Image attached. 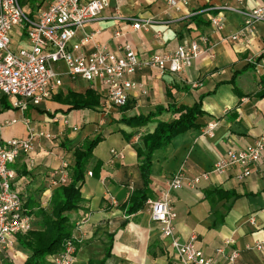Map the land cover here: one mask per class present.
<instances>
[{
    "label": "crops",
    "instance_id": "obj_1",
    "mask_svg": "<svg viewBox=\"0 0 264 264\" xmlns=\"http://www.w3.org/2000/svg\"><path fill=\"white\" fill-rule=\"evenodd\" d=\"M50 1L40 0L42 5L38 8ZM175 1L176 7L167 0H109L99 18L79 29L70 42V46L77 45L91 35V41L80 47L77 55H89L100 44L117 53L128 45L140 58L171 53L194 40L199 43L200 54L189 68L177 74L160 75L147 68L136 72L133 80L146 86L147 95L131 93L126 111L107 102L99 81L91 85L81 78L70 79L65 65L60 63L54 68L60 73L62 84L48 100L29 106L24 112L8 110L0 114L1 139H24L28 128L54 136L51 140H37L33 153L20 155L10 165L15 172L11 188L22 195L32 228L38 227L37 212L49 204L54 189L51 173L60 168L61 161L69 166L74 150L85 141L98 134L104 136L87 165L80 208L69 215L73 223L86 219L81 225L83 240L73 264L101 261L107 251L105 264H179L170 247L171 240L163 237L160 226L151 220L148 207L144 205L131 215L123 209L132 192L145 187L136 154L137 148L143 149L141 136L152 133L158 120L172 119L166 112L168 105L192 107L200 103L205 115L196 120L197 128L154 152L148 199L160 196L178 171L188 178L209 172L227 150L251 145L264 128V58L256 64L253 61L264 55V22L254 25L248 42L231 41L228 37L241 27L243 17L219 9L231 6L248 11L263 6L264 0H188L186 5L182 0ZM129 17L152 23L147 30L133 31L126 21ZM212 17L222 21L221 30L212 28ZM201 36L208 38L207 44L200 42ZM87 90L99 97L96 110L70 109L63 101L69 91L84 94ZM159 107L164 112L146 126L131 128L121 123L122 118L151 116ZM12 119L17 123L5 124ZM23 119L30 121L28 128ZM63 119H67L66 125ZM209 126H214L211 135L206 133ZM79 132L81 136L76 135ZM129 135L133 137L127 139ZM111 150L121 152L123 158H112ZM236 174L234 167L225 174L210 175L193 189L185 186L172 193L176 212L174 237L188 242L195 235L196 248L218 264L226 261L215 251L230 240L225 251L238 250V264H264V251L253 249L256 242H264V152L243 182L237 181ZM225 194L229 197L222 199ZM109 196L115 199V205ZM27 257L28 252L17 242L8 252H0V262L21 264Z\"/></svg>",
    "mask_w": 264,
    "mask_h": 264
},
{
    "label": "built area",
    "instance_id": "obj_2",
    "mask_svg": "<svg viewBox=\"0 0 264 264\" xmlns=\"http://www.w3.org/2000/svg\"><path fill=\"white\" fill-rule=\"evenodd\" d=\"M167 3L172 7L178 5L175 0H167ZM181 3L186 5L188 0H182ZM108 5L109 0H51L43 8L26 12L21 0H0V97H6L12 108L20 112H24L29 106H39L61 86L60 73L54 66L63 63L70 79L81 78L91 85L99 81L105 90L107 102L115 108H121L128 103L131 93L147 95L146 86L133 80L136 72L147 68L160 75L177 74L189 68L193 59L200 54L201 47L194 40L179 45L171 53L152 54L145 58H140L128 45L117 53L109 46L100 44L89 55H77L75 52L86 46L92 36H85L79 44L73 46H70L71 40L79 29L97 20ZM219 9L243 17L241 27L228 37L231 41L242 39L248 42L249 37L254 34V25L264 22V5L248 11L231 6ZM126 21L131 24L133 31L147 30L152 23L140 17H129ZM210 24L217 31L223 27L219 17H212ZM12 31L19 39L24 37L26 45L13 50ZM200 42L205 45L208 38L201 36ZM22 121L28 128L30 121ZM15 123L16 119L5 122L6 125ZM63 123L66 125L67 119H63ZM213 128L214 126H209L206 133L211 135ZM76 130L73 128V131ZM42 138L51 140L54 136L50 132L28 128V135L24 139L0 138V252H8L14 247L17 236L32 229V219L24 211L22 195L11 188L15 172L10 165L20 155L33 153L37 140ZM263 152L264 128L251 145L239 150H227L209 172L188 178L182 171H178L167 182L160 196L147 199L145 206L149 209L150 218L160 226L163 237L171 240L170 247L179 264L218 262L214 258L205 257L196 248L195 235L188 242H180L174 237L176 212L172 206V193L185 186L193 189L208 180L210 175H222L234 167L237 168V181L243 182L250 176L252 167L261 160ZM110 154L112 158H123L121 152L111 150ZM88 175L91 176V173ZM68 182V164L61 161L60 168L51 173L50 183L56 188ZM109 200L113 205L116 204L112 196H109ZM84 222L86 219L74 223L71 237L64 243L61 252L48 258L49 264L74 263L78 246L83 240L81 225ZM231 243L230 240L226 241L215 252L225 258L226 264H238L240 252L225 251ZM253 249L263 252L264 242H256Z\"/></svg>",
    "mask_w": 264,
    "mask_h": 264
},
{
    "label": "trees",
    "instance_id": "obj_3",
    "mask_svg": "<svg viewBox=\"0 0 264 264\" xmlns=\"http://www.w3.org/2000/svg\"><path fill=\"white\" fill-rule=\"evenodd\" d=\"M264 58L260 55L254 62ZM261 96V95H258ZM64 102L74 110H96L99 106V97L93 90H87L84 94L67 92ZM128 103L119 109L126 111ZM9 100L0 97V114L11 110ZM164 112L163 108H157V112L151 116H136L133 118H122L121 123L131 128H140L152 122ZM166 112L172 116L170 121H160L152 133L141 136L143 149L137 148L136 154L139 161V170L144 183L142 191H134L123 206L128 215L135 214L144 208L148 199L146 193L151 176V161L155 151L165 148L177 136L189 130L197 128L196 120L203 117L205 112L200 103L187 107L184 105L167 106ZM131 139L133 135L126 136ZM104 139L102 134L96 135L93 139L87 140L79 148H76L69 162V182L66 185L58 186L52 190L49 204L46 208H40L37 212L38 227H34L24 235L17 236L16 242L20 248L28 252V257L21 264H49L48 258L62 251L64 243L71 237L74 223L70 219V213L76 212L83 201L81 188L83 186L87 165L92 158L93 150ZM225 194L223 198H228ZM90 264H105L108 256ZM0 264H13L8 261H1Z\"/></svg>",
    "mask_w": 264,
    "mask_h": 264
},
{
    "label": "rangeland",
    "instance_id": "obj_4",
    "mask_svg": "<svg viewBox=\"0 0 264 264\" xmlns=\"http://www.w3.org/2000/svg\"><path fill=\"white\" fill-rule=\"evenodd\" d=\"M40 0H21V4L22 6H25L26 11L28 10H36V8H38L40 5H42V2L40 3ZM11 38H12V49L13 50H17L18 48H20L23 45V41L25 40V38H18L17 35H15L14 31L11 32ZM11 110H14L13 108H11ZM5 112V111H4ZM18 123H21L18 122ZM9 127L6 129L8 131ZM81 133H76L77 136H81Z\"/></svg>",
    "mask_w": 264,
    "mask_h": 264
}]
</instances>
